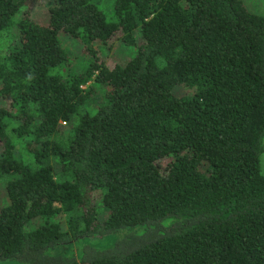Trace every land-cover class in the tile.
<instances>
[{
  "label": "trees",
  "instance_id": "1",
  "mask_svg": "<svg viewBox=\"0 0 264 264\" xmlns=\"http://www.w3.org/2000/svg\"><path fill=\"white\" fill-rule=\"evenodd\" d=\"M40 2L0 0V264H264V16Z\"/></svg>",
  "mask_w": 264,
  "mask_h": 264
},
{
  "label": "rangeland",
  "instance_id": "2",
  "mask_svg": "<svg viewBox=\"0 0 264 264\" xmlns=\"http://www.w3.org/2000/svg\"><path fill=\"white\" fill-rule=\"evenodd\" d=\"M26 1H30V6L32 7L31 11L29 12L30 16H32L38 22H45L47 14L44 13V8L41 6L40 0ZM94 2L102 11L106 13L110 12L111 0H94ZM241 2L250 12L264 16V0H241ZM58 37L61 42V46L67 53L68 58V62L62 65L61 69L59 70V73L64 75L66 72L72 71L73 66H78L79 63H82L85 61V59H88V55L85 57L80 53V44L75 37L69 36L62 32L59 33ZM94 45H98V47L103 46V54L96 55L97 58H106L107 60L118 64L123 63L127 57L134 52V47L127 46L118 37H114L111 40L110 45L106 43L104 46L102 43L95 41L93 42V46ZM76 69H78V67ZM81 88L89 89L90 97L92 96L95 97V99H98L100 96L99 87L96 84L91 83V81L85 85H82ZM260 170L262 173H264V151L260 155Z\"/></svg>",
  "mask_w": 264,
  "mask_h": 264
}]
</instances>
